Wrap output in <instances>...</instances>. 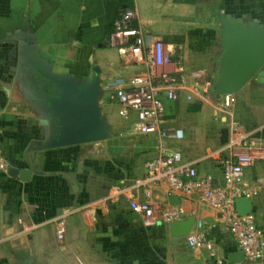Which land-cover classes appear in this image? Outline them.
<instances>
[{
	"label": "crops",
	"instance_id": "crops-1",
	"mask_svg": "<svg viewBox=\"0 0 264 264\" xmlns=\"http://www.w3.org/2000/svg\"><path fill=\"white\" fill-rule=\"evenodd\" d=\"M125 6L135 9L134 24L143 29L146 45L160 48L157 69L181 75L175 83L178 99H164L161 123L182 130L181 137L167 139L178 161L192 162L199 174L220 180L219 157L228 152L231 138L229 121L236 119L264 136V83L251 78L233 92L235 100L227 107L211 91L201 93L196 83L212 82L218 67L220 21L191 29L192 13L200 19L196 7L208 15L228 12L264 25V0H0V145L8 163L7 170H0V264H230L228 252L239 250L218 222L206 232L211 254L207 247L188 245L185 235L172 236L169 223L144 225L130 205L129 189L114 201L105 199L112 185L131 182L159 144L157 133L137 131L135 113L124 117L109 95V89L126 85L146 68L124 62L106 42ZM24 33L31 36L35 63L53 73L82 80L92 64L99 66V106L108 137L50 145L57 123L40 92L49 94L53 88L25 64ZM10 167L30 169L29 178L10 175ZM244 179L254 189L251 213L264 229V159L247 166ZM169 195L178 196L186 217L218 221L216 210L164 185L154 189L163 204L171 203ZM68 206L72 211L59 240L56 218ZM246 263L264 264V256Z\"/></svg>",
	"mask_w": 264,
	"mask_h": 264
},
{
	"label": "built area",
	"instance_id": "built-area-1",
	"mask_svg": "<svg viewBox=\"0 0 264 264\" xmlns=\"http://www.w3.org/2000/svg\"><path fill=\"white\" fill-rule=\"evenodd\" d=\"M135 9L123 7L113 21L106 42L116 48L121 60L143 64L144 72L132 75L126 85L109 89L110 97L120 106L124 117L130 111L136 115L135 128L143 133H157L158 151L146 158L140 172L132 176L131 182L124 181L111 186L105 199L114 201L118 195L129 189L130 205L141 214L146 226L156 223H170L187 216L180 204L156 201L154 189L164 185L170 192H178L202 206L216 210L218 221L197 219L191 231L185 235L187 244L192 247H207L213 250L206 232L220 223L230 234L237 249L243 251L246 261H256L264 256V229L258 226L251 213L238 214L235 199L249 196L254 189L244 179L245 168L256 160L264 159V136L246 128L236 119L229 121L231 138L227 143V153L219 157L222 178L214 180L209 174H199L192 162L178 161L176 153L168 149L167 139L171 136L181 137L179 128L166 129L161 126L164 121V99L177 100L176 82L181 75L173 69H157L160 63L156 43L149 46L145 42L143 29L134 24ZM160 49V48H159ZM202 71L195 73L200 76ZM204 95L212 89V82L204 80L196 83ZM164 88V92L160 90ZM223 106H230L235 96L233 92L217 95ZM8 163L0 145V170H7ZM137 191L135 194L134 192ZM71 207H64L56 218L55 235L62 240L66 233V215Z\"/></svg>",
	"mask_w": 264,
	"mask_h": 264
},
{
	"label": "water",
	"instance_id": "water-1",
	"mask_svg": "<svg viewBox=\"0 0 264 264\" xmlns=\"http://www.w3.org/2000/svg\"><path fill=\"white\" fill-rule=\"evenodd\" d=\"M220 50L216 55L218 67L213 73L211 95L239 90L248 80L255 78L264 83V25L254 18L223 12L219 16ZM24 62L37 71L46 83L52 86L51 93L41 94L43 103H48L57 123L56 134L50 145L65 146L101 140L109 135L108 126L99 106L100 81L97 64H92L87 75L78 80L73 75L53 73L48 67L38 65L32 58V39L23 34ZM8 173L22 180L30 176L26 167H10ZM171 203H177V195H169ZM249 196L235 199L238 214L251 211ZM195 222L194 216L173 220L169 223L172 236L187 235ZM230 264H247L241 250L227 254Z\"/></svg>",
	"mask_w": 264,
	"mask_h": 264
},
{
	"label": "rangeland",
	"instance_id": "rangeland-1",
	"mask_svg": "<svg viewBox=\"0 0 264 264\" xmlns=\"http://www.w3.org/2000/svg\"><path fill=\"white\" fill-rule=\"evenodd\" d=\"M195 10H197L199 13H200V19L198 20L197 18V13H192V17L194 18L192 20V23H191V29L194 30V29H198L199 27H204L205 25H209V26H216L218 25V22H219V17L218 15H208V14H205L203 13L204 12V7H196L194 8ZM206 10H209V8H205V12ZM212 16V17H211ZM193 105H195L196 107L198 106V102H195V103H192ZM195 107V108H196ZM213 107V105L211 106V108ZM210 108V109H211Z\"/></svg>",
	"mask_w": 264,
	"mask_h": 264
},
{
	"label": "trees",
	"instance_id": "trees-1",
	"mask_svg": "<svg viewBox=\"0 0 264 264\" xmlns=\"http://www.w3.org/2000/svg\"><path fill=\"white\" fill-rule=\"evenodd\" d=\"M260 134H262V135H263V133H262V132H260Z\"/></svg>",
	"mask_w": 264,
	"mask_h": 264
}]
</instances>
